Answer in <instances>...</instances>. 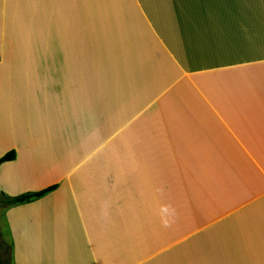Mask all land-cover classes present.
<instances>
[{
	"label": "crops",
	"instance_id": "obj_1",
	"mask_svg": "<svg viewBox=\"0 0 264 264\" xmlns=\"http://www.w3.org/2000/svg\"><path fill=\"white\" fill-rule=\"evenodd\" d=\"M38 85L71 112L47 158L10 94ZM0 115V199L57 186L0 203L10 264H264V0H0Z\"/></svg>",
	"mask_w": 264,
	"mask_h": 264
},
{
	"label": "rangeland",
	"instance_id": "obj_2",
	"mask_svg": "<svg viewBox=\"0 0 264 264\" xmlns=\"http://www.w3.org/2000/svg\"><path fill=\"white\" fill-rule=\"evenodd\" d=\"M35 42V41H33ZM36 47L38 49H36ZM44 47V46H43ZM32 48L31 51L36 54V59L35 60H30L29 63L32 64L33 68V73L39 75V73L44 74L45 70H41L40 65L42 66L44 63L46 64V61H42L40 57V41H38L37 45L32 44L30 41H28V49ZM50 64L48 65L49 68ZM56 65L52 66L49 68V74L53 73V70H55ZM55 72V71H54ZM45 75V74H44ZM41 86V87H40ZM53 88H48V86L45 85H38L32 86V87H11V98L15 97L18 104H23L24 100L26 99L25 93L28 96V130H32L35 132H39V141H35L31 135L28 132V136L30 137L31 140L35 141L34 144V149L38 152L39 154H42L47 158L50 155V152L47 151V148H44L43 144H46L48 141H42L43 135L41 133L42 128L51 129V127H56L57 123V115L54 114L55 111H57L58 106H61L63 109L61 110V119H59V122L64 121L66 124L69 121V118L71 117V112H69V105L63 100V98H58L56 94L53 91ZM15 94V95H14ZM59 103V105H58ZM9 107V105H7ZM4 115V114H2ZM0 115V118L4 120L5 117H2ZM10 116V115H9ZM9 116L7 117V123H9ZM59 117V118H60ZM64 118V119H62ZM41 129V130H40ZM44 133V131L42 130ZM34 138L35 136L32 135ZM33 141V142H34ZM49 145V144H47ZM45 146V145H44ZM69 163V162H68ZM60 164L57 167L52 168V171L50 172L51 169V164H45L44 166H39L37 164H32L29 162V166L32 170L35 169H42V172L46 173H52L56 174V172H62V171H67L69 168V164ZM35 185H38L36 181H34ZM0 228L2 232H0V260L5 258L6 264H10V249L6 245L7 243L3 240V244L1 241V235L2 237H5V225L4 222L0 220ZM6 245V246H5ZM33 249V248H32ZM56 249V248H54ZM63 254L64 256H59L57 258L56 252L55 251H50L51 253H47L49 255H53V259L49 261V257L46 256H41L39 252H36L37 256L35 257L33 255V258H31L28 262V264H87L88 263V256H87V251L85 246H82L79 242H73L72 244L68 245L66 244L65 247H62ZM2 262V260H1Z\"/></svg>",
	"mask_w": 264,
	"mask_h": 264
},
{
	"label": "trees",
	"instance_id": "obj_3",
	"mask_svg": "<svg viewBox=\"0 0 264 264\" xmlns=\"http://www.w3.org/2000/svg\"><path fill=\"white\" fill-rule=\"evenodd\" d=\"M16 155L15 152H9L2 158H0V166L4 163L11 162L15 159ZM57 189V186H52L48 189H45L43 191L37 192V193H28L24 194L15 198L7 199V200H1L0 203H5V204H20V203H26V202H32L36 199L42 198L43 196L47 195L48 193L53 192L54 190Z\"/></svg>",
	"mask_w": 264,
	"mask_h": 264
}]
</instances>
